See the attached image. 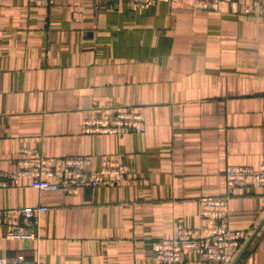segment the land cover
I'll list each match as a JSON object with an SVG mask.
<instances>
[{
	"label": "crops",
	"instance_id": "0c3cea01",
	"mask_svg": "<svg viewBox=\"0 0 264 264\" xmlns=\"http://www.w3.org/2000/svg\"><path fill=\"white\" fill-rule=\"evenodd\" d=\"M250 4L0 0V171L15 172L22 149L87 156L91 170L105 158L129 166L119 184L75 195L30 178L0 188V211L48 208L34 240L7 239L0 221V260L155 264L154 243L179 220L200 226V198L225 194L227 166H260L264 16ZM123 108L142 115L144 132L83 133L86 118ZM228 213L241 250L251 239L234 264H264V190L237 188Z\"/></svg>",
	"mask_w": 264,
	"mask_h": 264
},
{
	"label": "built area",
	"instance_id": "2783aa9c",
	"mask_svg": "<svg viewBox=\"0 0 264 264\" xmlns=\"http://www.w3.org/2000/svg\"><path fill=\"white\" fill-rule=\"evenodd\" d=\"M135 10H143L159 0H125ZM196 7L217 9L223 0H190ZM246 8L250 14L264 16V0H250ZM146 130L142 115L130 108L117 109L110 114H99L83 120L86 135L141 133ZM29 157L17 161L13 173L0 171V188H7L23 178L31 179V187L39 191H60L75 195L80 189H93L100 185H117L129 174V166L120 159L105 158L99 170H91L89 157H47L37 150L22 149ZM30 153V154H28ZM225 194L200 198L201 224L186 227L177 221L169 240H159L153 245L155 264H234L243 245V233L228 226V205L237 188L252 185L256 191L264 190V154L258 168L227 166L224 172ZM47 207L38 205L0 211V221L10 227L5 237L10 240H34L41 214ZM187 254L193 256L192 259ZM0 264H9L0 260ZM15 264L24 263L19 258Z\"/></svg>",
	"mask_w": 264,
	"mask_h": 264
},
{
	"label": "water",
	"instance_id": "95a60500",
	"mask_svg": "<svg viewBox=\"0 0 264 264\" xmlns=\"http://www.w3.org/2000/svg\"><path fill=\"white\" fill-rule=\"evenodd\" d=\"M259 227H260V226H259ZM259 227H258V229H259ZM257 231H258V230H257ZM257 231H256V232H257ZM256 232L253 234V236L256 234ZM250 241H251V239H250L249 242L246 244V246H244V248L241 250V252L238 254V256H237V258H236V260H235L234 263H236V262L241 258V256L243 255V253H244L245 250L247 249V247H248Z\"/></svg>",
	"mask_w": 264,
	"mask_h": 264
},
{
	"label": "trees",
	"instance_id": "16d2710c",
	"mask_svg": "<svg viewBox=\"0 0 264 264\" xmlns=\"http://www.w3.org/2000/svg\"><path fill=\"white\" fill-rule=\"evenodd\" d=\"M80 157H87V156H80Z\"/></svg>",
	"mask_w": 264,
	"mask_h": 264
}]
</instances>
